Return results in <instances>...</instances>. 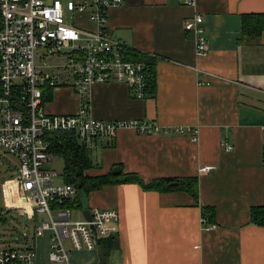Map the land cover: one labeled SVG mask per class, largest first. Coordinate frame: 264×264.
Segmentation results:
<instances>
[{
  "label": "crops",
  "instance_id": "crops-1",
  "mask_svg": "<svg viewBox=\"0 0 264 264\" xmlns=\"http://www.w3.org/2000/svg\"><path fill=\"white\" fill-rule=\"evenodd\" d=\"M185 1L124 0L108 12L107 30L127 56L137 51L156 59V93L136 99L126 85H95L92 114L102 121L153 122L160 130L147 135L120 130L114 145L89 151L95 167L85 174H136L145 183L197 178L199 202L183 191L118 184L84 193L82 204L77 187L74 205L84 207L83 213L99 208L120 214L118 242L113 239L117 248L104 264H264V228L251 223L252 208L264 207V32L253 43L238 42L242 17L264 14V0ZM196 15L204 19L209 46L201 58L194 34L185 30V22ZM77 16L87 21V27L75 25L80 30L96 29L87 12ZM44 108L52 115L75 114L80 97L70 86L45 89ZM179 128L197 129L198 141ZM225 141L232 150L222 146ZM208 165L215 167L210 173L198 172ZM11 179L2 183L3 211H15L24 228L23 203H16L19 194ZM203 207L215 211L212 229L202 225ZM35 242L37 264H47L50 233ZM22 243L19 249L26 239ZM101 243L98 251L72 249L71 264H101Z\"/></svg>",
  "mask_w": 264,
  "mask_h": 264
},
{
  "label": "built area",
  "instance_id": "built-area-1",
  "mask_svg": "<svg viewBox=\"0 0 264 264\" xmlns=\"http://www.w3.org/2000/svg\"><path fill=\"white\" fill-rule=\"evenodd\" d=\"M195 0H186L194 5ZM124 0H0V150L18 160L17 176L11 179L16 199L23 203L29 236L23 249H0V264H37L36 240L50 233L47 264H71V250L95 251L102 240L119 234L120 214L116 209L91 208L90 219L73 220L78 188L58 182L60 175L48 165L54 149L49 137L73 133L90 152L115 144L118 132L132 129L139 134L160 129L148 121H102L91 110L95 85L119 83L128 86L136 99L149 94L145 62L128 58L125 48L107 30L108 12ZM88 13L94 31L80 30L67 21L70 13ZM185 30L196 38V57L209 53L204 19L196 15L185 22ZM55 58L54 62H49ZM37 60L48 72L40 70ZM70 86L80 97L75 114L52 115L44 108V90ZM178 133L197 129L179 128ZM222 146L232 150L223 142ZM214 166L198 172L210 173ZM8 186V187H10ZM15 193V195H16ZM6 210V209H5ZM6 211H2L3 215ZM35 216H43L39 222ZM206 229L215 226L202 218Z\"/></svg>",
  "mask_w": 264,
  "mask_h": 264
},
{
  "label": "trees",
  "instance_id": "trees-1",
  "mask_svg": "<svg viewBox=\"0 0 264 264\" xmlns=\"http://www.w3.org/2000/svg\"><path fill=\"white\" fill-rule=\"evenodd\" d=\"M264 32V14H247L242 17L241 37L238 40L240 45H247L257 41ZM136 57L130 58V57ZM128 58L145 62L149 76L148 94L156 93V59L147 57L137 51L128 52ZM54 154H60L65 160L64 180L66 183L75 184L79 191L89 194L92 191L101 189L104 186L118 184H137L145 191L160 193L187 192L196 202H199V180L197 178H163L145 183L136 174H122L115 176L92 177L85 174L86 171L94 169L95 165L91 159L89 150L81 145L73 133L63 132L54 133L49 137ZM264 163V150H263ZM203 218L211 225L216 226L215 211L209 207L202 208ZM251 223L264 228V207H254L251 210ZM114 237L102 240V254L100 255L101 264H104L106 257L113 251L115 244Z\"/></svg>",
  "mask_w": 264,
  "mask_h": 264
},
{
  "label": "rangeland",
  "instance_id": "rangeland-1",
  "mask_svg": "<svg viewBox=\"0 0 264 264\" xmlns=\"http://www.w3.org/2000/svg\"><path fill=\"white\" fill-rule=\"evenodd\" d=\"M63 2H67L69 0H62ZM67 21L70 22L71 24L74 22L76 26H86L87 27V21L78 18L76 16L75 18L71 17V14L69 13L67 15ZM37 64L40 67V70L42 71H48L47 68L43 67V65H40V62L37 60ZM48 167L52 170H55L58 175H60V178L58 181H62V177L64 178V172H65V160L61 156L55 155L51 163L48 165ZM17 169H18V160L9 155L8 153L0 150V218L4 220H0V249L5 248V247H22V239L27 241L29 233L27 230L24 228H21V225L19 224V221L16 219V213L15 211L11 212H5L3 215L1 212L3 211V208L6 209L5 206V198L4 194L2 195L3 189H2V183L11 178H15L17 176ZM82 204H84L86 195L81 193L80 194ZM83 211L84 207H74V211L72 213V219L73 220H81L83 217ZM17 228V229H15ZM23 229V231H22ZM115 236L114 238H116ZM116 241L118 242V237L116 238ZM27 245V243H26ZM117 248V244H116ZM42 250V247L40 248V251ZM98 251V248H97ZM96 251V252H97ZM42 252V251H41ZM88 253H93L94 256L97 257V253L95 252H88Z\"/></svg>",
  "mask_w": 264,
  "mask_h": 264
},
{
  "label": "water",
  "instance_id": "water-1",
  "mask_svg": "<svg viewBox=\"0 0 264 264\" xmlns=\"http://www.w3.org/2000/svg\"><path fill=\"white\" fill-rule=\"evenodd\" d=\"M120 172H121V170H120V168H116L115 170H114V174H116V175H119L120 174ZM79 188H81L82 187V184L81 183H79ZM85 216L87 217V218H89L90 219V211L89 210H87V211H85ZM27 220V218L25 217V221Z\"/></svg>",
  "mask_w": 264,
  "mask_h": 264
}]
</instances>
